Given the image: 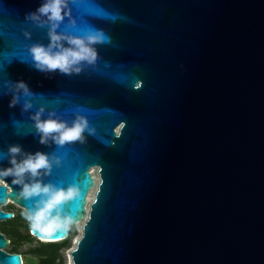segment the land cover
<instances>
[{
    "label": "water",
    "instance_id": "95a60500",
    "mask_svg": "<svg viewBox=\"0 0 264 264\" xmlns=\"http://www.w3.org/2000/svg\"><path fill=\"white\" fill-rule=\"evenodd\" d=\"M44 2L0 0V172L14 145L17 163L49 161L0 175V206L30 213L51 195L24 197V185L73 189L53 211L82 222L71 264H264V0H67L57 34L107 38L70 75L32 58L50 44L47 16L26 18ZM37 114L82 118V138L41 143ZM9 242L0 232V264H38Z\"/></svg>",
    "mask_w": 264,
    "mask_h": 264
},
{
    "label": "clouds",
    "instance_id": "9594fccd",
    "mask_svg": "<svg viewBox=\"0 0 264 264\" xmlns=\"http://www.w3.org/2000/svg\"><path fill=\"white\" fill-rule=\"evenodd\" d=\"M67 7V0H45L44 3L34 13L27 14L26 18L37 19V13L42 16H47L48 21L52 24V29L49 33L50 44L46 48L42 45H35L31 48L32 58L36 62V67L41 71H56L59 70L64 74H71L73 65L80 61H88L92 63L96 59V51L89 47L88 44L103 43L106 41V37L102 32L96 35H89L87 37V43L82 38H70L64 37L55 32L57 23L64 18V10ZM67 39L70 45L75 47L64 48L59 44V41ZM56 47L59 50L53 52L52 48ZM79 72V69H75ZM17 87L24 89L27 92V85L24 81H17ZM16 104V97L9 103V107H14ZM36 120L37 129L44 135L41 137V143L45 142V137L52 133H59L56 142L63 145L66 142H73L82 138V133L86 126V121L81 122L78 120L71 127H66L64 123L56 120H39V114L33 117ZM20 151L19 146H10L9 153L13 154V158L10 160L12 168L6 169L0 172V175L9 176L15 175L22 177L24 173L30 172L33 176L39 174L40 169H46L49 167V161L45 154L35 153L30 154L27 159L17 163L14 158V154ZM14 170V171H13ZM19 180H14V183H19ZM49 199L43 202L42 207H38L34 212L25 213V218L30 223V228L33 234H39V238L44 240L45 238H51L58 232L69 231V226L72 221L70 219H63L59 214L53 215V211L56 210L63 202L70 200L75 195L73 189L69 188L67 191L57 190L51 191L50 186L41 187L40 183H35L31 186L24 185L22 194L24 197H30L40 193L49 194Z\"/></svg>",
    "mask_w": 264,
    "mask_h": 264
},
{
    "label": "trees",
    "instance_id": "16d2710c",
    "mask_svg": "<svg viewBox=\"0 0 264 264\" xmlns=\"http://www.w3.org/2000/svg\"><path fill=\"white\" fill-rule=\"evenodd\" d=\"M5 211L13 213L11 209H6ZM17 217H19L20 221L24 224V228L19 233L18 239L8 237L10 242L8 244L9 250H7V252L20 254L18 245L23 242L31 243L35 238L30 234V224L26 221L25 213L22 216L14 214L12 219L15 220ZM0 232L3 233L1 230ZM72 234L73 233L69 230L67 237L59 242H44L36 239L38 241V245L30 248L26 253L36 257L38 259V264H62L63 257L61 250L70 246V237Z\"/></svg>",
    "mask_w": 264,
    "mask_h": 264
},
{
    "label": "rangeland",
    "instance_id": "374dc122",
    "mask_svg": "<svg viewBox=\"0 0 264 264\" xmlns=\"http://www.w3.org/2000/svg\"><path fill=\"white\" fill-rule=\"evenodd\" d=\"M94 171L95 172L92 175L94 177H97V170L94 169ZM92 197H93V195H92ZM2 209L3 210L11 209L14 214H19L20 216H22L25 213L23 209L19 208L16 205H13V204H11V205L7 204V205L3 206ZM26 221H27V219H26ZM81 226H82V223L81 224H72L69 226V230L73 234L70 237V246L68 248H63L61 250V254L63 257L62 264H68L69 251L73 247L72 241L74 240V238L80 236L79 229H81ZM23 228H24V224L20 221L19 217H17V219H15V220H13L11 218V219L3 220L0 222V230L3 232V234L5 235L6 238L10 237L12 239H16V238L18 239L19 233L22 231ZM37 245H38V241L36 239H34L31 243L23 242V243L19 244L18 250L22 256L23 255H30V254L26 253L27 250H29L30 248H33ZM4 250L5 251L9 250L8 246Z\"/></svg>",
    "mask_w": 264,
    "mask_h": 264
},
{
    "label": "bare ground",
    "instance_id": "6f19581e",
    "mask_svg": "<svg viewBox=\"0 0 264 264\" xmlns=\"http://www.w3.org/2000/svg\"><path fill=\"white\" fill-rule=\"evenodd\" d=\"M94 172H95L94 169H92V174H93ZM95 181H96V183L98 182L97 177H95ZM94 190H95V188L92 190V192H91L90 195L88 196V199H87L88 204H89V203L92 201V199H93L92 195H93V193H94ZM85 218H86V217H85ZM81 223H82V222H76L75 224H81ZM79 233L81 234V229H79ZM78 237H79V236H78ZM78 237L74 238V240L72 241L73 246L76 244V241H77ZM44 241H45V240H44ZM68 264H71V259H70L69 256H68Z\"/></svg>",
    "mask_w": 264,
    "mask_h": 264
},
{
    "label": "snow or ice",
    "instance_id": "6c2138e0",
    "mask_svg": "<svg viewBox=\"0 0 264 264\" xmlns=\"http://www.w3.org/2000/svg\"><path fill=\"white\" fill-rule=\"evenodd\" d=\"M51 238H53V239H61L62 237H60V236H53V237H51Z\"/></svg>",
    "mask_w": 264,
    "mask_h": 264
},
{
    "label": "built area",
    "instance_id": "2783aa9c",
    "mask_svg": "<svg viewBox=\"0 0 264 264\" xmlns=\"http://www.w3.org/2000/svg\"><path fill=\"white\" fill-rule=\"evenodd\" d=\"M90 172H91V174H92V170H90ZM8 202H9V200H8ZM0 208L2 209V207L0 206Z\"/></svg>",
    "mask_w": 264,
    "mask_h": 264
},
{
    "label": "flooded vegetation",
    "instance_id": "af4514ba",
    "mask_svg": "<svg viewBox=\"0 0 264 264\" xmlns=\"http://www.w3.org/2000/svg\"><path fill=\"white\" fill-rule=\"evenodd\" d=\"M14 215V214H13Z\"/></svg>",
    "mask_w": 264,
    "mask_h": 264
}]
</instances>
